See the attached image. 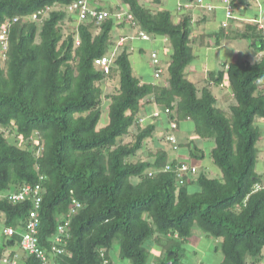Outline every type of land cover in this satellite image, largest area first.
I'll return each mask as SVG.
<instances>
[{"label":"trees","instance_id":"trees-1","mask_svg":"<svg viewBox=\"0 0 264 264\" xmlns=\"http://www.w3.org/2000/svg\"><path fill=\"white\" fill-rule=\"evenodd\" d=\"M75 1L0 0V31L8 24L7 49L0 43L1 242L18 245L36 210L50 264H113L117 239L120 258L132 264H178L196 227L220 240L224 264H264V173L257 169L263 135L256 123L264 118V20L244 18L250 25L235 36L251 40L246 53L257 60L224 61L222 69H209L200 89L188 71L195 57L192 15L175 20L170 9L141 0H117L111 8L85 0L90 8L134 17L97 24L70 11ZM231 4L234 12L238 1ZM40 9L44 14L32 18ZM116 27L165 37L172 49L165 83L134 73L130 45L125 40L116 49ZM228 29L222 22L214 33L217 46ZM105 55L108 70L96 63ZM109 79L117 85L106 93ZM223 86L235 99L229 110L220 105ZM185 122L194 124V134L181 139L176 132ZM150 139L156 151L148 150ZM189 157L210 161L201 170ZM184 164L189 168L181 170ZM210 165L219 171L211 173ZM37 185L39 207L34 191L11 200ZM60 223H68L58 244L65 253L55 254ZM5 226L15 231L10 237ZM158 244L162 256L152 253ZM19 263L43 261L23 253Z\"/></svg>","mask_w":264,"mask_h":264},{"label":"rangeland","instance_id":"rangeland-1","mask_svg":"<svg viewBox=\"0 0 264 264\" xmlns=\"http://www.w3.org/2000/svg\"><path fill=\"white\" fill-rule=\"evenodd\" d=\"M166 2V6L172 11L173 18L176 20L179 17L182 16V11L176 10L175 4L178 3L177 0H164ZM179 1V0H178ZM239 4V10L244 7V4L246 1L250 0H237ZM117 2V0H102V5H104L107 8H111L114 6V4ZM179 2L185 3L184 0H180ZM222 4H224L222 2ZM264 5V4H263ZM187 9L186 13H191V9H188L187 7H184ZM196 8V7H195ZM182 9V8H180ZM238 10V11H239ZM237 11V12H238ZM207 12V20L199 21V20H193L190 24V28L192 31V37H193V51H194V59L192 64H190V67L188 68V71L191 72L193 75L192 77L198 81V86L201 89L205 85V79L208 76V70H220L223 68V62L224 61H230L235 60L236 54L238 53L239 60H244L250 56L251 61H256L257 58L252 57L251 55H248L246 53V49L248 44L250 43L249 38H236L235 36L238 34V29L234 28L236 27L235 24L233 25V28L230 29L229 27L228 31L230 32L229 36L223 37L224 40L222 42L221 46H217L215 44L216 36L214 33H216L217 30H219V26L221 25L222 21L224 20L223 15H217L214 16L213 11ZM179 16V17H178ZM233 22V21H232ZM250 25V22H247ZM238 25H241V23H238ZM246 23L242 24L240 27L243 29H240L241 31L246 29ZM66 29H73V25L67 24ZM138 28L128 27V28H121L116 27L113 30V39L116 41V48L118 51L121 50V45H119L120 39L127 35V39L125 43L130 45V58L132 60V67L134 70V73L140 77L142 80L146 82H163L165 83V77L167 76V66L166 63L170 60V54L172 52V49L170 48V51H167L166 47L169 45L168 41L164 40V37H156L153 38L152 36L151 40H143L140 39L138 34ZM139 38V39H138ZM168 42V43H167ZM124 46V45H123ZM154 50H157L159 52L160 58L163 60V68L165 67V74H163L161 79H156L155 77V67L153 65V58L152 53ZM165 64V65H164ZM106 83V93L109 91H113L116 88L117 82L116 79H109ZM224 85H227L226 82H224ZM224 93H219L218 95L220 100V105L225 109L229 110V106L231 102H235L234 97L230 95L229 90L227 87L223 86ZM222 87V88H223ZM219 88L214 87V91L217 92ZM221 89V88H220ZM222 90V89H221ZM218 94V92H217ZM107 121V113L104 114V122ZM256 123L260 126L263 140L259 142L258 147L260 148V159L257 164V169L260 173H264V118H258ZM158 136H162L163 132L160 130L156 133ZM194 134V124L192 122H185L182 124V128L176 132L177 137L179 138H185V137H191ZM132 139L131 136H127L125 138V141H130ZM161 141V140H160ZM162 142V141H161ZM197 142V141H195ZM201 143L204 145L205 141L201 140ZM207 145H210L207 144ZM148 150L151 149L152 151H156L157 146H155V141L153 139L148 140L147 143ZM168 147V145H167ZM146 150V151H148ZM147 153V152H146ZM146 155L140 154L139 157H144ZM189 162L191 163H197L200 165V169L204 170L205 167L209 164V159H203L201 161H197L193 158L189 157ZM213 166L212 172L214 173V170L216 173L219 171V168L215 165ZM214 175V174H213ZM196 186V185H195ZM195 238L191 242L190 245L187 246L186 255L183 256V260L178 264H224V255L221 252V250L217 249V246L219 245L220 240H218L215 237H209L206 236L205 233L199 228L196 227L195 231ZM163 248H161V245H154L152 247V253L154 255H160L163 254ZM154 255L152 257H154ZM112 256V262L113 264H132L129 259H123L120 258V243L117 239L115 241L114 249L111 253ZM155 258V257H154ZM159 259V257H156ZM155 258V259H156ZM150 261L152 262V258L150 257Z\"/></svg>","mask_w":264,"mask_h":264},{"label":"built area","instance_id":"built-area-1","mask_svg":"<svg viewBox=\"0 0 264 264\" xmlns=\"http://www.w3.org/2000/svg\"><path fill=\"white\" fill-rule=\"evenodd\" d=\"M224 3V6L227 10V17L229 19L234 17L233 13V5L231 4V0H222ZM180 6H184L187 8L191 7H206L208 10H211L214 7L213 4H208L205 3V0H195V1H189L186 3H181ZM70 11H73L74 13L78 14L79 18L81 19H87L89 17L93 18L97 24H101L105 19H107L110 16H114L117 19V22L123 23L124 20H129L133 21L134 17L133 14L130 13L127 10H119L117 12H111L108 10H96L94 8H90L85 0H78L73 2L69 6ZM47 10H50V7H47ZM44 9H40L38 12L32 15V18L37 19L39 18L40 14H44ZM228 19V20H229ZM16 20V19H15ZM224 26L228 27L229 22L225 21ZM7 31H8V24H3L1 31H0V43L4 46V49H7ZM139 37L143 39H150V35L146 33L145 31H140L139 30ZM127 37L123 36L119 43L122 44ZM152 58H153V65L155 67V77L158 79L162 76L163 73V62L156 50L153 51L152 53ZM96 63L103 67L105 70L109 69V65L111 63V58L108 55H105L101 58H98ZM157 114V112H156ZM176 126V124H174ZM171 140L174 141V138L171 136ZM189 166L187 164H184L180 169L181 170H186L188 169ZM193 170L195 171L196 168L193 167ZM39 185L35 187L34 190L31 189V187L27 186L24 188L21 192L19 193H13L11 194L10 198L11 200L17 201V200H22L24 199L27 195H29L32 191H34L33 195L35 196V201H36V206L39 207L41 197L38 195L39 193ZM0 197H2L0 195ZM37 211L32 210L31 212V218L30 221L27 223V230L23 233L21 240L19 241L20 243L18 245H12L10 243H2L0 239V264H20L19 263V258L21 257V254L23 253H29L30 255H35L37 258H39L41 261H43V264H50L51 259L49 252L40 244L39 237L37 236V233L39 232V224L37 220ZM68 228V223H60L58 225V233L54 239V242L51 245V249L55 254H63L65 253V248H60L58 247V244L62 242L63 237L62 235L66 233V230ZM14 229L12 227H3V234L7 236H11L14 234ZM18 246V247H17ZM13 256V257H11Z\"/></svg>","mask_w":264,"mask_h":264},{"label":"crops","instance_id":"crops-1","mask_svg":"<svg viewBox=\"0 0 264 264\" xmlns=\"http://www.w3.org/2000/svg\"><path fill=\"white\" fill-rule=\"evenodd\" d=\"M141 1L143 3L149 5L154 10H159L160 8L169 9L165 5L166 2L164 0H141ZM179 1L177 0L178 7H177V4H175V7H176V10L182 11V16H184V15H192V21L193 20L202 21L205 17H206V20H207V12H205V10H207V9H205V7H203V6L202 7H196V8L195 7H191V8H188V9H191L190 10L191 13H186L187 12L186 8L182 7V9H180L181 8V6H180L181 2H179ZM184 2L185 3L189 2V0H184ZM206 3L213 4L215 6V9L213 10L214 16L223 15L225 18H224V20L222 22H225V20H226V10L224 8V4H222V0H206ZM263 4H264V0H250L248 2L246 1V3L244 4V7L242 9H240V10H239V5H238L235 8V11H234L236 19H233V22L231 21V24H230L229 27L233 28L232 24H235L236 27H234V28H236L238 30L243 29V28H241L242 27L241 25L244 24V23H247L248 21L244 22L242 20L245 18V19H248L250 21V19L252 17L256 16V14H259V17H261L264 20V5ZM181 17H179V18H181ZM200 19H202V20H200ZM238 23H241V25H238ZM220 26H219V29H220ZM126 28H128V27H126ZM226 32L229 33L228 31H226ZM164 40L167 41L165 39V37H164ZM223 40H224V38L222 36V38L220 40L221 44H222ZM237 56H238V53L236 54V57Z\"/></svg>","mask_w":264,"mask_h":264},{"label":"clouds","instance_id":"clouds-1","mask_svg":"<svg viewBox=\"0 0 264 264\" xmlns=\"http://www.w3.org/2000/svg\"><path fill=\"white\" fill-rule=\"evenodd\" d=\"M223 2V1H222ZM224 8H225V6H224ZM225 10H226V8H225ZM210 11V10H209ZM226 12H227V10H226ZM234 13V17L233 18H231V19H236V16H235V12H233ZM226 16H227V13H226ZM229 18L228 17H226V20L225 21H228L229 22V26H230V24H231V21H229L228 20ZM229 26L227 27V28H229ZM138 32V31H137ZM144 40H151V38L150 39H144ZM157 51V50H156Z\"/></svg>","mask_w":264,"mask_h":264}]
</instances>
